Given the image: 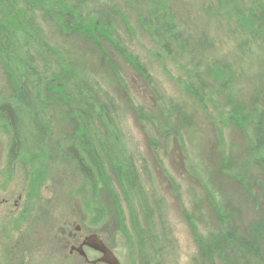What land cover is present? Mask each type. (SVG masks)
<instances>
[{"label": "rangeland", "instance_id": "obj_1", "mask_svg": "<svg viewBox=\"0 0 264 264\" xmlns=\"http://www.w3.org/2000/svg\"><path fill=\"white\" fill-rule=\"evenodd\" d=\"M70 1L85 3L93 17L103 22L113 39L146 71L150 84L131 59L122 57L110 43L102 42L105 53H100L89 41L75 33L60 31L51 19L40 18L35 13V23L57 54V59L49 58L51 67L48 80L44 81L48 87L41 80L32 79L36 85L41 84L39 91L45 98L49 134L39 165L22 157L7 166L9 135L0 118V203L8 201L0 207V235L11 237L18 231L23 239L33 241L30 264H78L76 258L67 256L69 245L77 236L91 234L101 239L121 264H132L128 245L132 243L137 249L139 238L115 175L106 165L107 178L121 200L123 220L116 210L115 197L106 187L102 190V186L97 201L105 208V214L101 221L94 222L90 198L81 192V177L59 153L76 120L69 105L50 87L62 82L65 71L68 75L85 72L121 110L116 129L119 140L134 157L150 204L155 207L156 201H162L159 214L172 240L164 249L162 264H256L251 256L242 261L231 254L225 255L228 261H222L216 254L210 262L198 247L197 236L206 239L218 232L219 214L245 232L249 223L258 222L264 213L261 172L243 166L250 156L246 136L253 142L256 129L247 124L241 128L236 121L237 115L256 116L259 121L262 111L255 110L264 108V42L255 36L246 37L237 22L221 11L217 0H161L165 12L173 17L177 15L175 25L180 28L175 34L169 31L180 43L170 38L165 40L171 53L158 44L149 2ZM248 4L230 5V8L239 5L245 8ZM161 15L157 11L155 16ZM212 43L218 59L209 68L218 74L219 81H211L209 70L198 74L199 81L208 85L205 87L208 99L203 108L188 92L190 82L198 89V78L194 75L190 78L186 60L172 53L186 44L198 55L204 46ZM31 55L35 66L39 56ZM12 67L13 63L0 55V106L6 103L4 98L16 95ZM165 102L171 107L168 118L163 115ZM228 112L232 115L224 123L219 116L227 117ZM97 126L101 131L106 130L98 120ZM134 203H139L136 198ZM137 213V222L144 230V215L140 209ZM123 226L127 237L122 232ZM75 227H79L78 234L74 233ZM144 238L150 244L148 234ZM58 239L70 243L56 257L54 250L50 253L47 247L52 240L50 249L55 248ZM44 251L51 254L50 260L42 255ZM136 252L139 253L138 249ZM138 255L133 264H144L143 257ZM147 256L151 261L152 256ZM0 264L13 262L0 257Z\"/></svg>", "mask_w": 264, "mask_h": 264}, {"label": "trees", "instance_id": "obj_2", "mask_svg": "<svg viewBox=\"0 0 264 264\" xmlns=\"http://www.w3.org/2000/svg\"><path fill=\"white\" fill-rule=\"evenodd\" d=\"M143 1L150 3V10H152L150 15L155 23L153 24L154 33L158 38L159 46L166 53H171L167 51L165 40L170 38L174 43H180L175 40V35L169 33L172 31L175 34V31L180 29L175 25L177 15L175 14L173 17L171 13L165 12V5L161 3V0ZM217 2L221 11L237 22L246 37L255 36L264 42V0H217ZM244 2L250 4L244 5L245 8H243L241 5ZM237 4L241 5L230 8V5ZM153 7L156 9L153 10ZM157 11L162 14L160 17L155 16ZM36 12L39 13L40 18H49L55 22L60 31L75 33L85 41H89L93 47L95 46L94 48L99 49L100 53H105L101 43H110L122 57L131 59L143 79L150 84V78L146 71L130 57L126 49L113 39L112 33L107 30L103 22L97 21L93 17L84 2L0 0V55L5 61L13 63L12 77L16 86L15 97L4 98L6 103L0 106V118L4 120L9 135L7 166L22 157H27L34 165H39V159L44 152L45 138L49 134L45 98L39 91L41 84L36 85L32 79H39L40 83L48 87L49 84L44 81L48 80L47 73L51 67L49 58L57 59V54L47 43L44 33L35 23ZM148 28L150 27L148 26ZM180 46L182 47L172 54L186 60L192 69H189L188 73L190 78L192 75L198 78V74L205 69L209 70L208 76L213 83L219 81L218 74L214 70L210 71L209 68L213 63H217L218 59L214 43L204 46L198 55L193 53L194 51H190L186 44ZM31 53L39 56V62L35 66ZM61 81L57 86H51L50 89H53L55 94L69 105L76 125L73 132L64 138L59 153L63 159L73 165L81 177L83 182L81 192L86 193L90 198L95 215L93 221H101L105 214V208L97 201L102 186V190L106 187L115 197L116 210L120 220H123L121 200L117 198V191L112 188L110 180L107 178L105 166L108 165L110 171L115 175L118 191L128 206L134 230L139 238L137 248L139 253L136 252V248H133L132 243L128 245L132 264L139 256L138 254L143 257L144 264H162L160 259L165 256L164 249L172 244L164 219L159 214V209L163 207L161 206L162 201H156L155 207L150 204L134 157L125 151L119 140L116 129L121 110L88 73L75 72L68 75L65 71V77ZM198 82L199 90L194 88L193 83L190 82L188 92L203 107L205 100L208 99L205 88H208V85L199 81V78ZM234 110L236 112L237 109ZM170 111L171 107L169 108L165 102L163 115L167 118L171 117ZM255 111H262L259 121L255 119L256 116L242 118L237 115L238 113H236V121L241 128L247 124V126L254 125L256 129L253 134L256 135L253 142L246 136L250 156L243 166L257 168L264 180V108L261 110L256 108ZM232 112H228L227 117L219 116V119L226 123ZM97 120L106 129L105 131L98 129ZM95 169L98 170L100 180L96 177ZM260 188L264 191V182ZM134 198L137 203L139 202L138 205L134 203ZM85 209H89L88 206ZM138 209L144 215V230L137 222ZM225 217L219 214L218 232L211 234L206 239L197 236V245L201 252L209 257L210 262L214 261L213 256L216 254L222 261H228V257L225 255L231 254L242 261L243 258L251 256L256 264H264V213L258 222H250L245 232L235 224H229L230 222ZM122 230L127 237L124 226ZM146 234L150 238V244L145 242ZM223 249L227 252L226 254ZM147 255L152 256L150 257L151 261Z\"/></svg>", "mask_w": 264, "mask_h": 264}, {"label": "flooded vegetation", "instance_id": "obj_3", "mask_svg": "<svg viewBox=\"0 0 264 264\" xmlns=\"http://www.w3.org/2000/svg\"><path fill=\"white\" fill-rule=\"evenodd\" d=\"M7 204H8V201L3 200L0 203V207H3L4 205H7ZM17 206L18 205L16 203L15 207L17 208ZM0 227H1V225H0ZM16 227H17V225H16ZM79 232H80L79 227H75L74 233L78 234ZM75 234L73 237L76 236ZM90 236H96V235L91 234V235H87V236H83V237L77 236L74 240L71 241V243L66 242V239L63 240L64 242L60 241L58 239L59 241L56 242L55 248H51V249H50V245H51V242L53 243V241L50 240V244L47 247V249L50 253L53 252V250H54L53 255H55L56 257H59V256H61V254H59L58 252H61L63 249L67 248V246L70 243V245H69L70 247L68 248L67 256L76 258V260L78 261V264H102V263L98 262L101 255L86 245V243H87L86 239ZM73 237L71 236V238H73ZM99 240L103 243V245L105 247H107L101 239H99ZM12 243H13V245H12ZM107 248L113 253V251L109 247H107ZM33 249H34V242L29 241V238H27L26 240L23 239V236H20V233L18 231H16V234H11V237H6L4 235L3 236L0 235V257L2 258L3 261L5 259L7 261L13 262V264L15 262H18V261H22L23 264H30V262L32 260L31 259L32 256L30 253H32L31 251ZM42 255L45 258H48L49 260L51 259V254H46L45 251ZM113 255L115 256L114 253H113ZM33 256H34V254H33ZM25 262H27V263H25Z\"/></svg>", "mask_w": 264, "mask_h": 264}, {"label": "water", "instance_id": "obj_4", "mask_svg": "<svg viewBox=\"0 0 264 264\" xmlns=\"http://www.w3.org/2000/svg\"><path fill=\"white\" fill-rule=\"evenodd\" d=\"M86 240V245L101 255L100 259L98 260L99 263L120 264L113 253L107 247H105L96 236H90Z\"/></svg>", "mask_w": 264, "mask_h": 264}]
</instances>
